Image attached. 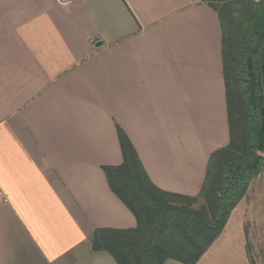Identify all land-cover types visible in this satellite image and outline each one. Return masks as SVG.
Returning a JSON list of instances; mask_svg holds the SVG:
<instances>
[{
	"label": "crops",
	"instance_id": "obj_1",
	"mask_svg": "<svg viewBox=\"0 0 264 264\" xmlns=\"http://www.w3.org/2000/svg\"><path fill=\"white\" fill-rule=\"evenodd\" d=\"M122 130L150 181L196 197L228 143L217 14L197 0H0V264H117L97 229ZM240 203L195 264H251ZM165 264H181L166 261Z\"/></svg>",
	"mask_w": 264,
	"mask_h": 264
},
{
	"label": "trees",
	"instance_id": "obj_2",
	"mask_svg": "<svg viewBox=\"0 0 264 264\" xmlns=\"http://www.w3.org/2000/svg\"><path fill=\"white\" fill-rule=\"evenodd\" d=\"M197 1L217 14L221 27L228 143L210 154L199 193L189 197L158 189L117 128L122 162L102 171L136 225L97 229L89 239L93 252L117 264H195L264 170V0Z\"/></svg>",
	"mask_w": 264,
	"mask_h": 264
},
{
	"label": "rangeland",
	"instance_id": "obj_3",
	"mask_svg": "<svg viewBox=\"0 0 264 264\" xmlns=\"http://www.w3.org/2000/svg\"><path fill=\"white\" fill-rule=\"evenodd\" d=\"M239 203L250 263L264 264V170L250 182Z\"/></svg>",
	"mask_w": 264,
	"mask_h": 264
},
{
	"label": "built area",
	"instance_id": "obj_4",
	"mask_svg": "<svg viewBox=\"0 0 264 264\" xmlns=\"http://www.w3.org/2000/svg\"><path fill=\"white\" fill-rule=\"evenodd\" d=\"M54 1L57 2L58 4H68L75 0H54Z\"/></svg>",
	"mask_w": 264,
	"mask_h": 264
}]
</instances>
